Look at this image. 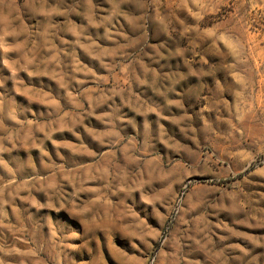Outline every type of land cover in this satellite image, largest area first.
Here are the masks:
<instances>
[{
    "label": "rangeland",
    "instance_id": "rangeland-1",
    "mask_svg": "<svg viewBox=\"0 0 264 264\" xmlns=\"http://www.w3.org/2000/svg\"><path fill=\"white\" fill-rule=\"evenodd\" d=\"M0 264H264V0H0Z\"/></svg>",
    "mask_w": 264,
    "mask_h": 264
},
{
    "label": "bare ground",
    "instance_id": "bare-ground-1",
    "mask_svg": "<svg viewBox=\"0 0 264 264\" xmlns=\"http://www.w3.org/2000/svg\"><path fill=\"white\" fill-rule=\"evenodd\" d=\"M256 60V59H255ZM260 61H262V60H260ZM258 68V67H257Z\"/></svg>",
    "mask_w": 264,
    "mask_h": 264
}]
</instances>
